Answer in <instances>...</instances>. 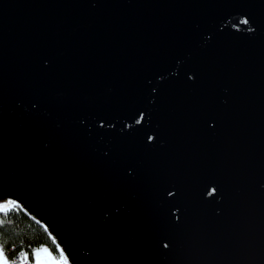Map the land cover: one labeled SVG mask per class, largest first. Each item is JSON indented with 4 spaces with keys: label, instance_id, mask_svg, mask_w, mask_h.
Segmentation results:
<instances>
[{
    "label": "water",
    "instance_id": "1",
    "mask_svg": "<svg viewBox=\"0 0 264 264\" xmlns=\"http://www.w3.org/2000/svg\"><path fill=\"white\" fill-rule=\"evenodd\" d=\"M12 204L41 261L264 264V0H0Z\"/></svg>",
    "mask_w": 264,
    "mask_h": 264
},
{
    "label": "trees",
    "instance_id": "2",
    "mask_svg": "<svg viewBox=\"0 0 264 264\" xmlns=\"http://www.w3.org/2000/svg\"><path fill=\"white\" fill-rule=\"evenodd\" d=\"M0 247L7 259L18 250L24 251L31 262L37 249L58 255L56 245L43 227L13 204L0 210Z\"/></svg>",
    "mask_w": 264,
    "mask_h": 264
},
{
    "label": "snow or ice",
    "instance_id": "3",
    "mask_svg": "<svg viewBox=\"0 0 264 264\" xmlns=\"http://www.w3.org/2000/svg\"><path fill=\"white\" fill-rule=\"evenodd\" d=\"M41 251H46V249L45 250H41V249L36 250V253H35L36 264H63L62 261L58 262L55 259H53L50 254H49L47 260L41 261V259H40V252ZM61 255H63V254L61 253ZM0 264H8V261H7L2 250H0Z\"/></svg>",
    "mask_w": 264,
    "mask_h": 264
},
{
    "label": "built area",
    "instance_id": "4",
    "mask_svg": "<svg viewBox=\"0 0 264 264\" xmlns=\"http://www.w3.org/2000/svg\"><path fill=\"white\" fill-rule=\"evenodd\" d=\"M7 261H8V264H32V262L29 261L26 253L22 250L16 251L11 256V258L7 259Z\"/></svg>",
    "mask_w": 264,
    "mask_h": 264
},
{
    "label": "rangeland",
    "instance_id": "5",
    "mask_svg": "<svg viewBox=\"0 0 264 264\" xmlns=\"http://www.w3.org/2000/svg\"><path fill=\"white\" fill-rule=\"evenodd\" d=\"M6 208H4V209H1V210H5ZM41 250H45V249H41ZM45 251H41L40 253H44ZM46 253V252H45ZM58 257H59V259H61V255H60V253H58Z\"/></svg>",
    "mask_w": 264,
    "mask_h": 264
},
{
    "label": "flooded vegetation",
    "instance_id": "6",
    "mask_svg": "<svg viewBox=\"0 0 264 264\" xmlns=\"http://www.w3.org/2000/svg\"><path fill=\"white\" fill-rule=\"evenodd\" d=\"M45 252H50V253H52L51 251H49V250H46ZM41 254V253H40ZM54 256H57V255H55L54 253H52Z\"/></svg>",
    "mask_w": 264,
    "mask_h": 264
}]
</instances>
